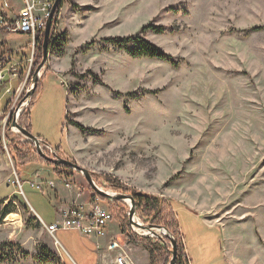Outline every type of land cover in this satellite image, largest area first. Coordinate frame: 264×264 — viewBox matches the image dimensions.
I'll list each match as a JSON object with an SVG mask.
<instances>
[{
	"label": "rangeland",
	"instance_id": "1",
	"mask_svg": "<svg viewBox=\"0 0 264 264\" xmlns=\"http://www.w3.org/2000/svg\"><path fill=\"white\" fill-rule=\"evenodd\" d=\"M72 2L65 13L72 33L66 55L59 59L60 43L49 52L31 111V134L61 146L104 192H113L108 179L173 203L188 251L186 264H191L188 255L193 264H264V0ZM147 25L165 28L141 36L178 67L134 58L126 51L132 44L122 50L102 41L139 36ZM28 44L23 36L2 32L0 56L19 62L29 56ZM58 63L57 74L50 66L56 69ZM33 65L25 83L28 66L22 62L18 71L23 74L16 88L12 83L5 107L0 95L1 145L5 136L28 142L11 129L12 115L28 108L24 99ZM2 153L5 173L15 182L13 158L0 147ZM18 171L22 195L10 182L0 185V203L19 198L0 206L1 211L9 205L14 217L0 221V251L14 253V264H98L94 241L59 232L60 247L35 215L46 225L57 223V194L67 202L62 214L73 204H89L93 197L84 176L64 171L62 179L73 187L66 190L52 166L33 163ZM35 174L55 183V189L31 188L25 181H40ZM96 197L115 216L108 234L117 240L122 236L120 244L136 264H148L143 246L121 233L122 221L129 223L128 203L109 205ZM186 206L204 212L214 207L208 219L214 230L195 220ZM135 219L145 222L141 213ZM164 248L172 250L170 243Z\"/></svg>",
	"mask_w": 264,
	"mask_h": 264
},
{
	"label": "trees",
	"instance_id": "2",
	"mask_svg": "<svg viewBox=\"0 0 264 264\" xmlns=\"http://www.w3.org/2000/svg\"><path fill=\"white\" fill-rule=\"evenodd\" d=\"M63 7V2L60 5L59 9L56 12L55 20L59 16V12L61 8ZM165 28L157 27L153 25H147L142 28L141 33L139 36H133L129 38H107L102 40L105 43H110L113 46L117 47L118 49L124 50L123 45L132 44L133 49L126 51L134 58H147L152 60H158L162 62H167L171 64L174 67H178V64H176L170 56H167L162 50L157 48L156 46L152 45L151 43L147 42L141 35L152 31L156 34H160L164 32ZM2 32L0 31V34ZM56 39V38H55ZM44 40L37 44L36 52H35V58H34V65L32 69V74L30 77L31 81L35 75V72L37 68L40 66L42 59H43V45L42 43ZM60 43V44H59ZM57 44L60 45V47H65L66 41L62 40L59 41L54 40V43H52V38L50 40L49 52L51 53V48L56 46ZM30 45V44H28ZM92 45V44H90ZM125 45V46H126ZM28 56L23 55L21 60H24ZM6 56H0V63L7 62ZM47 72V71H46ZM29 82V81H28ZM39 89V85L37 86L34 96L28 106L27 109H24L22 112L20 119H19V125L21 128L27 130L29 133H31V111L35 104L37 91ZM14 118V114L12 115V119ZM77 129L81 130L82 132L86 131V128H84L82 125L78 123H72ZM64 128V127H63ZM63 131V130H62ZM49 146H51L49 143H47ZM6 145L7 148L13 158V161L15 163L16 167V173L18 174V177L20 179V174L18 173V170H22L27 167V165L37 163V164H45L47 166H52L54 168V173L59 179H62V176L64 175V171H67L68 168H62V167H55L49 162H47L45 159L40 157L37 152H35L34 145L32 143L26 142H16L13 139L7 138L6 136ZM53 147V146H51ZM58 155L64 159L70 160V156L64 149L61 148V146L53 147ZM21 180V179H20ZM64 183H68L67 180L62 179ZM108 183L110 184V189L117 194H127L131 196L135 201L136 206V212L141 213L144 218V224H151L156 227H162L165 228L169 234H171L176 243H177V250H178V257H177V263L176 264H186L187 258L185 255L186 247L184 243V235L181 232L180 224L177 218V214L174 212V205L173 203H168L164 198L160 197H151L148 195H144L138 192H135L131 189H128L122 185H120L118 182L108 180ZM22 183V182H21ZM89 192L92 193V197L94 194H96L90 187ZM15 199H19L16 197ZM109 205H111V202L109 200H105ZM121 202L114 201L113 204L120 205ZM23 209L25 212H29V207L26 204H23ZM13 211L11 210L10 206H5L3 210L0 211V221H3L5 218H7L9 215H11ZM114 215V214H113ZM115 219V216H114ZM122 235L124 238L129 241L130 243H133L135 245L143 246V248L147 251L149 258H150V264H169L171 261V255L170 252H166V249L163 246L154 244V241L151 240V238H142L138 236L136 233H134L131 230V227L127 221H122ZM167 242L168 247L170 240L165 239ZM8 248H14V246L6 247L5 250H8ZM28 255V254H27ZM16 257L14 253L0 251V264H14L16 262ZM188 263V262H187Z\"/></svg>",
	"mask_w": 264,
	"mask_h": 264
},
{
	"label": "built area",
	"instance_id": "3",
	"mask_svg": "<svg viewBox=\"0 0 264 264\" xmlns=\"http://www.w3.org/2000/svg\"><path fill=\"white\" fill-rule=\"evenodd\" d=\"M56 2L57 0H0V14L2 15L0 17V31L6 32L8 36H23L30 44V54L24 60L17 62L9 57L7 62L0 63V87L6 82L12 83L20 79L23 73L18 70H20L22 62L28 66V72H25V83L27 82L35 58V49L37 44L44 39L46 24ZM58 22L59 16L56 20L54 17L51 36L56 35ZM10 91L11 90L7 93L10 94ZM19 95L17 97H19ZM11 130L14 131V133L17 131L15 128ZM3 136H5V132ZM43 148L46 152L51 154L48 147L43 146ZM13 173L16 178L13 184L22 193V183L15 170ZM40 178L41 177L38 176V179ZM29 184L31 187L41 191L45 190L44 185H48L46 187H50L51 189L55 188V183L43 182L42 180L30 182ZM65 188L70 190L73 187L71 184L65 183ZM97 195L98 194L93 195V199H91L89 204H86V200L81 204H73L63 212L61 220L57 221L55 224L46 225L40 220L47 232L56 240L57 245L62 247L58 239H56V235L59 232H77L84 237L94 238L96 240L108 237L107 230L114 220V215L109 208L103 206L100 199L96 197ZM82 196V193L77 194L78 198ZM120 242L121 241L112 238L106 246L109 253H115L113 264H135L128 251L125 250V245H121ZM97 248L100 249L101 246L97 244Z\"/></svg>",
	"mask_w": 264,
	"mask_h": 264
},
{
	"label": "water",
	"instance_id": "4",
	"mask_svg": "<svg viewBox=\"0 0 264 264\" xmlns=\"http://www.w3.org/2000/svg\"><path fill=\"white\" fill-rule=\"evenodd\" d=\"M62 2H63V0H57L55 6L53 8V11L51 13V16H50V18L46 24V29H45V34H44V42L42 44L43 45L42 46L43 47L42 63L37 68V71L35 72V75L32 79V84H31L32 86L30 89H28V92H27L25 99H24V101L28 102L29 104H30V102L34 96V92L38 86L39 79L42 77V72L45 70V68L47 67V64H48V57H49L48 49H49V44H50V39H51V34H52V23H53L55 15H56V12L59 9ZM26 108H23L20 111V113L18 114V116L16 114V117L13 118L12 128H15L17 130L16 132L18 134H20L28 142L32 143L34 145V148L36 149V152L38 153V155L40 157H42L43 159H45L50 164H52L53 166L68 168V169L74 170L75 172L82 174L84 176L85 180L88 182L89 186L99 196H101V197H103V198H105L111 202L119 201V202L125 203L126 201H128L129 202V204H128L129 205V214H128L129 225L131 228H133V231L138 236H140L142 238H154V239L160 240L164 246H167V242L165 241V239H169L170 245L172 248V250L170 251L172 258H171V261L169 264H176L177 263V257H178V250H177V243H176L174 237L171 234H169V232L165 228L156 227V226H153L151 224L145 225V224H142L140 222H137L135 219V216L137 215L135 201L131 196L121 195V194H117V193H113V192H104V191L100 190L98 188V186L96 185L91 173H89L87 170L80 168L79 166L72 163L71 161L60 157L58 155L57 151L53 147L49 146L46 141H44L38 137L33 136L27 130L20 127L19 119H20L22 112ZM18 117H19V119H18ZM43 146L48 147L51 151V154L46 152L44 150ZM135 229L142 231L144 234H139Z\"/></svg>",
	"mask_w": 264,
	"mask_h": 264
},
{
	"label": "crops",
	"instance_id": "5",
	"mask_svg": "<svg viewBox=\"0 0 264 264\" xmlns=\"http://www.w3.org/2000/svg\"><path fill=\"white\" fill-rule=\"evenodd\" d=\"M73 0H63V7L61 8V10H60V12H59V22H58V27H57V29H56V35L55 36H52V43H54V40H59V41H64V39L66 38L67 39V41H66V45H65V47H63V51H62V53H61V55L59 56L60 58L59 59H62V58H64V56L66 55V51H64V50H66V48L68 47V45H69V42H70V37H71V35H72V33H71V29L69 28L68 29V22L66 21V18H65V13H67V12H69V9H70V7H68V8H66V6L67 5H69V3H72L73 4V2H72ZM89 5V4H88ZM72 7V6H71ZM84 7H87V5H85ZM99 9V8H98ZM78 10H80V9H77L76 10V12H73L74 13V17L76 18V14H78L79 12H81V11H78ZM73 15V14H72ZM89 17H87V18H85V19H88ZM69 34V35H68ZM56 38V39H55ZM109 38H111V37H109ZM104 39H107V38H104ZM64 52V53H63ZM51 57V56H50ZM50 68H51V70H53L54 72H57V74L60 72V68H61V66L59 65V63L57 64V66H56V69H53L51 66H50ZM17 81L18 80H15V81H13L12 83H13V85L14 84H16L15 86H14V88H16V86H17ZM12 83H9V82H6V83H4V84H2V86L0 87V95L1 94H3V100L5 99L6 100V102H5V104H4V107L6 106V104L7 103H9V100L7 99L8 98V96H10L12 93V89H13V85H12ZM9 90H11L10 91V94L9 93H7ZM2 100V101H3ZM4 107H3V109H4ZM0 111H1V108H0ZM0 114H1V112H0ZM1 116H0V128L2 127V125H3V123H2V121H1ZM2 136V135H1ZM43 140V139H42ZM44 141H46V140H44ZM1 144H3L2 142H1V139H0V147H1V151L3 150L4 151V149H5V145H6V136L4 137V145H1ZM6 147H7V145H6ZM8 149V148H7ZM6 162H7V158L5 157V155L2 153V156H1V154H0V185H1V183L3 182V181H6V182H10V184L15 188V193L16 192H18V188L13 184L14 182L12 181V177L10 176V175H8V174H6L5 172V165H6ZM38 175V174H37ZM39 176V175H38ZM38 176H36V174H35V178L37 179V180H41V178L40 179H38ZM21 181V180H20ZM26 183H32V182H34V181H25ZM35 182H37V181H35ZM30 185V184H29ZM31 187V186H30ZM31 188H33V187H31ZM45 189H47V188H45ZM55 189V188H54ZM67 190V189H66ZM43 192H44V190H42ZM20 195H22V193L21 192H18ZM14 199L15 197H8V198H6V199H4L1 203H0V206H2V205H4V204H7L9 201H11V199ZM58 198V199H57ZM56 199H57V204H59V211L57 212L58 214H60V215H58V218H59V216H60V219H57L56 220V222L57 221H59V220H61V215H62V209H64V208H66V204H67V202H65L63 199L61 200L60 198H59V196H58V194L56 195ZM13 201V200H12ZM179 201H181V200H179ZM13 203H15V201H13ZM185 203V202H184ZM65 204V205H64ZM187 205V204H186ZM186 208H187V210L188 211H190L194 216H195V220H200V221H202L203 222V224H204V226H206L208 229H210V230H214V226L213 225H211V224H209V220L208 219H210L212 216H209L210 214V212L212 211V209L214 208V207H212V209H209V210H206L205 212L204 211H197V210H193V209H191L190 208V206H186ZM32 210V209H31ZM32 212L35 214V212L32 210ZM36 215V217L39 219V220H41V218L37 215V214H35ZM201 219H203V220H201ZM42 221V220H41ZM209 221V222H208ZM43 222V221H42ZM179 224H180V222H179ZM51 225V224H50ZM181 227V226H180ZM181 232H182V230H181ZM61 233H77V232H72V231H66V232H61ZM77 234H79V233H77ZM183 234V233H182ZM80 235V234H79ZM184 235V234H183ZM80 236H82V235H80ZM83 238H85V239H87V240H89V241H94L95 242V245H96V248H97V244H99L100 246H101V248L100 249H98V251H100V252H97V263L98 264H113V261H114V257H115V255L113 254V253H109L108 251H107V248H106V246L108 245V243L107 244H104V240H107V239H109V241L113 238H115L113 235H111V234H108V237L107 238H105V239H101V240H96V239H94V238H88V237H84V236H82ZM119 241H122L123 242V238H122V236L121 237H119ZM100 242H102V243H100ZM123 243H125V242H123ZM103 246V247H102ZM185 247H186V245H185ZM139 247H136V246H134V248H132L133 250H136V249H138ZM132 249L130 250V251H132ZM143 250V249H142ZM144 251V250H143ZM129 252V251H128ZM145 252V251H144ZM188 251H187V249H186V253H187ZM68 254V253H67ZM145 254H146V257H147V260H148V264H149V255H148V253L147 252H145ZM129 255H130V252H129ZM188 255V254H187ZM68 256H69V254H68ZM131 256V255H130ZM226 256V255H225ZM60 257V256H59ZM70 257V256H69ZM71 258V257H70ZM61 259V258H60ZM72 259V258H71ZM188 260L191 262V264H193V261L190 259V257H189V255H188ZM62 261V260H61ZM73 261V260H72ZM134 261V260H133ZM74 262V261H73ZM134 263H135V261H134ZM62 264H63V262H62ZM136 264V263H135Z\"/></svg>",
	"mask_w": 264,
	"mask_h": 264
},
{
	"label": "bare ground",
	"instance_id": "6",
	"mask_svg": "<svg viewBox=\"0 0 264 264\" xmlns=\"http://www.w3.org/2000/svg\"><path fill=\"white\" fill-rule=\"evenodd\" d=\"M51 38H52V36H51ZM51 40V39H50ZM41 139V138H40ZM5 151H6V153L8 152V149H7V147H6V145H5ZM7 156V155H6ZM125 203H128L129 204V202L128 201H126ZM12 219H14V217L13 216H9V218H8V220H12ZM139 234H144L142 231H140V230H138V229H135Z\"/></svg>",
	"mask_w": 264,
	"mask_h": 264
}]
</instances>
